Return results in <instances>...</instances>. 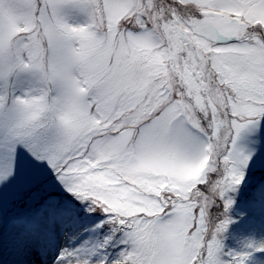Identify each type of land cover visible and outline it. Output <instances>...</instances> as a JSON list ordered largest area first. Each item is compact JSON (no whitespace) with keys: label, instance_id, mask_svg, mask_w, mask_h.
Returning a JSON list of instances; mask_svg holds the SVG:
<instances>
[{"label":"snow or ice","instance_id":"snow-or-ice-1","mask_svg":"<svg viewBox=\"0 0 264 264\" xmlns=\"http://www.w3.org/2000/svg\"><path fill=\"white\" fill-rule=\"evenodd\" d=\"M0 264H264V0H0Z\"/></svg>","mask_w":264,"mask_h":264}]
</instances>
